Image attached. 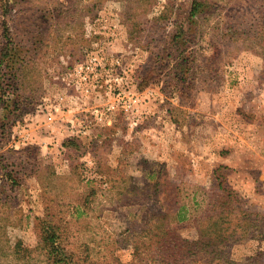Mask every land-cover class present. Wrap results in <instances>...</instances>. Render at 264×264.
<instances>
[{
	"label": "rangeland",
	"instance_id": "rangeland-1",
	"mask_svg": "<svg viewBox=\"0 0 264 264\" xmlns=\"http://www.w3.org/2000/svg\"><path fill=\"white\" fill-rule=\"evenodd\" d=\"M1 2L0 247L43 220L80 263L140 264L173 202L264 264V0Z\"/></svg>",
	"mask_w": 264,
	"mask_h": 264
},
{
	"label": "trees",
	"instance_id": "trees-1",
	"mask_svg": "<svg viewBox=\"0 0 264 264\" xmlns=\"http://www.w3.org/2000/svg\"><path fill=\"white\" fill-rule=\"evenodd\" d=\"M0 0V4H3ZM194 10V9H193ZM192 10V13H193ZM4 21L0 22V36L3 40L0 47V66L6 60L10 47L8 32L4 25ZM4 72L0 71V94H3L7 88L11 86L9 81L1 79ZM0 97V100L3 99ZM178 190V187H175ZM225 191V188L222 189ZM229 195V192H227ZM172 211H160L156 215H152L154 219L148 223L140 234V264H201V260L207 258L202 264H236L233 259L228 258L225 243L233 236V232L225 235L222 225L224 218L220 212H212L193 218V222H197V235L189 239L173 228L174 223L184 220L191 221V215H181L183 206L181 204H172ZM224 206V201L214 202L212 207ZM146 223L147 216L141 217ZM45 223V221H44ZM43 220L36 224L40 226L36 231L37 241L33 247H27L20 241L15 242L10 247H0V264H84L82 260L75 259L71 254H67L60 243V235L55 230L56 226L47 223L43 225ZM84 260V259H83ZM94 264V263H90ZM128 264V263H126Z\"/></svg>",
	"mask_w": 264,
	"mask_h": 264
}]
</instances>
